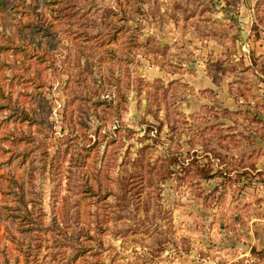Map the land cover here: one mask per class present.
<instances>
[{
	"label": "rangeland",
	"instance_id": "rangeland-1",
	"mask_svg": "<svg viewBox=\"0 0 264 264\" xmlns=\"http://www.w3.org/2000/svg\"><path fill=\"white\" fill-rule=\"evenodd\" d=\"M51 1L39 3L53 19ZM66 2L49 59L31 65L43 86L13 83L7 67L0 73L4 94L33 119L0 114V256L19 264H264V78L253 72L264 76V68L238 41L240 7L262 30L252 17L259 4L264 21V0H143L144 14L125 11L127 34L139 33L142 46L129 50L126 33L104 48L82 43V70L74 60L77 23L90 34L108 32L106 15L119 3L95 0L98 12L74 21L79 0ZM117 18L114 25L125 22ZM214 22L230 28V51L212 52L220 94L194 85L192 60L203 56L183 42ZM38 41L48 46L39 36L28 43L37 48ZM243 53H252L251 64ZM13 57L1 55L7 64ZM34 90L41 94L29 100L25 92ZM79 93L83 99L71 101ZM20 131L30 143L15 145ZM15 148L32 151L20 163ZM85 180L91 191L81 192ZM20 190L34 219L29 231L12 216V208L25 211L13 194ZM56 224L79 235L73 245ZM13 238L30 243L28 261Z\"/></svg>",
	"mask_w": 264,
	"mask_h": 264
},
{
	"label": "trees",
	"instance_id": "trees-1",
	"mask_svg": "<svg viewBox=\"0 0 264 264\" xmlns=\"http://www.w3.org/2000/svg\"><path fill=\"white\" fill-rule=\"evenodd\" d=\"M119 4L117 10H110L109 14L106 15L108 18L109 30L98 31L94 34H90L85 29L84 23H77V29L73 32L75 34V39H79L78 48L75 53V66L82 70L80 63L81 58L87 54L88 51L83 49L82 43H85L84 47L88 50L91 49L93 43L99 47L104 45H110L117 42L120 39V35L127 34L132 26L127 23V16L125 11H130L132 14H144V9L142 7L143 0H116ZM52 5H57V7L51 8L52 17L50 19L46 12L40 7L39 0H0V73H4V67L11 69L12 79L15 80V84L23 83L24 87L34 83L35 88L38 89L43 86V80L39 75L40 69H34V76H31L30 70L33 63L38 65L44 64L50 56V47L54 45L55 35H56V25L54 20H59L63 17L62 11L67 7L66 0H52L50 2ZM124 4V6H122ZM86 9L82 10L83 8ZM258 5H256V11L258 10ZM82 10V11H81ZM99 10L95 0H79L75 12L72 14L74 21H79V19L86 18L88 19L89 15L97 13ZM115 16H118L117 21L124 20L125 22L121 25H114L112 19ZM75 23V22H74ZM14 26V29L12 27ZM9 28L10 32L6 30ZM138 28V26H137ZM209 29L205 32L201 30L200 35L202 36H212L219 39L226 40L228 38L230 28L212 25L208 26ZM36 36L46 38L48 46H42L40 41H38V47L34 48L29 45V41H33ZM16 37V38H15ZM123 41L126 43V47L129 50H134L142 46V43L139 40V33L127 34L123 37ZM104 48V47H103ZM105 50V49H104ZM107 51V50H106ZM111 51V50H109ZM1 55H12L14 56L11 60V64H7L4 59L1 58ZM97 65H101L104 61V57H100L97 60ZM96 65V64H95ZM87 67V66H86ZM88 68V67H87ZM91 72V68H88ZM3 75V74H2ZM86 76L76 80L80 84ZM12 84V82H11ZM171 85V84H170ZM240 94H243L241 88L238 89ZM41 94V91L34 90V92H25V95L28 96L29 100L37 99L38 95ZM239 96H237L238 98ZM83 99L82 93L75 95L73 99ZM5 111H11L10 115L14 118L15 121L23 122V120L31 119L28 117V114L24 112L22 108L17 105L16 101H12L10 95L4 94V89L1 86L0 78V114ZM33 120V119H31ZM100 129V126L98 127ZM14 143L18 146L22 141L30 143L31 137L29 134H25L20 131L18 134L13 133ZM85 136V134H84ZM93 147V146H92ZM31 148L27 150H20L19 148L11 149L12 156L19 159L20 163L24 162L28 157ZM84 188L79 190L81 192L91 191V188L88 182L85 180L81 184ZM16 197V201L22 204L23 213L17 212L15 208H12L14 213L12 216L18 220L19 227L23 225V230L29 231L32 226L26 227V225H31L34 221L32 212L27 210L25 202L23 201V192H13ZM69 206L68 201H65L62 207L61 217L65 227H67V221L69 219ZM21 209V208H20ZM65 227H60L58 224L55 225L56 232L63 235L67 239L65 242L66 245H73L78 236L70 234L66 231ZM82 231V230H80ZM13 241L17 247V250L22 254L25 261L30 259V243L24 242L23 239L13 238ZM56 246L63 244L62 241L58 238L56 240ZM77 254L76 257H78ZM0 264H19L18 259H10L6 253L0 256Z\"/></svg>",
	"mask_w": 264,
	"mask_h": 264
},
{
	"label": "crops",
	"instance_id": "crops-1",
	"mask_svg": "<svg viewBox=\"0 0 264 264\" xmlns=\"http://www.w3.org/2000/svg\"><path fill=\"white\" fill-rule=\"evenodd\" d=\"M260 7H261V5L258 6V10L253 13L252 18L257 23V25H259V28H261L260 25L263 26L262 30H260V29L256 30V28L254 29L253 24L248 21V16L250 17V15H251L248 13L249 9H247L243 5H242V7H240L241 8V10H240L241 11L240 12L241 18H239V20H238V28H239V32L241 34H244V36H243V39H241V40L236 39V40H238L241 43H244L245 49H246V47H249L250 50L252 52H254L255 57H257V64H256L257 66L256 67H259V68L263 67L264 68V21H260V19H259V16L261 15ZM225 17H226V15H225ZM176 21H178V20H176ZM214 23H213V25L219 26L217 23H215V24ZM221 26L227 27L228 25H226L223 22V24ZM256 31H258V35L255 34ZM253 32H254V34H253L254 38H253V35H251ZM195 34L196 35H194L191 38V36L193 34L191 35V33H185L184 35L186 37H189L191 40H193V42L189 43L185 40H183V42L186 44L187 47L193 49V52L197 53V55H202L203 57L199 56L197 59L192 60V61H194V63H193L194 65H192V66L195 68L194 72L196 74H195V76H193L192 73L191 74L189 73V75L192 76L191 80L194 83V85L195 84H198V85L203 84L202 87L207 89V91H212L211 93H213V94L218 93L216 91V89L220 90L217 87V85L219 84V77H217L216 73H218V71L221 69H219V68L217 69V63H216L217 58L214 55H216V53L221 54V53H225L226 51H230L231 45L227 42H224L225 40L219 39L217 37L202 36L199 33L197 34L196 32H195ZM161 39H162V42L160 45L161 49L163 50V52L169 53L171 48H170V44H167V43H170V42L165 41V39H166L165 37H162ZM173 41H175V39H173ZM236 47H238V44H236ZM246 51H247L246 53L249 52L248 50H246ZM212 52L214 55H212ZM246 53H243V56H244L243 62H244L245 66L251 64L248 61H250V57L252 54V53H250V55H246ZM151 54H154V53H151ZM239 58L240 57H238V58L235 57V61L239 60ZM223 67H225V66H223ZM253 72H256L257 75H259L261 78H264L263 74L258 73L256 71V69L253 70ZM185 74H182V75L184 76ZM225 83H227V82L225 81ZM218 94H220V93H218ZM239 97H241V96H239Z\"/></svg>",
	"mask_w": 264,
	"mask_h": 264
}]
</instances>
